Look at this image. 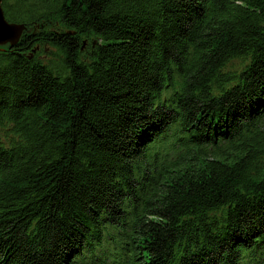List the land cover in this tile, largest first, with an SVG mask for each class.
<instances>
[{
	"label": "trees",
	"instance_id": "1",
	"mask_svg": "<svg viewBox=\"0 0 264 264\" xmlns=\"http://www.w3.org/2000/svg\"><path fill=\"white\" fill-rule=\"evenodd\" d=\"M1 7L0 264H264V0Z\"/></svg>",
	"mask_w": 264,
	"mask_h": 264
},
{
	"label": "water",
	"instance_id": "2",
	"mask_svg": "<svg viewBox=\"0 0 264 264\" xmlns=\"http://www.w3.org/2000/svg\"><path fill=\"white\" fill-rule=\"evenodd\" d=\"M1 3L2 0H0V46L6 44L15 45L19 41L25 27L20 24L7 22Z\"/></svg>",
	"mask_w": 264,
	"mask_h": 264
},
{
	"label": "rangeland",
	"instance_id": "3",
	"mask_svg": "<svg viewBox=\"0 0 264 264\" xmlns=\"http://www.w3.org/2000/svg\"><path fill=\"white\" fill-rule=\"evenodd\" d=\"M52 59H54V61L57 62V58L56 57L53 56Z\"/></svg>",
	"mask_w": 264,
	"mask_h": 264
}]
</instances>
